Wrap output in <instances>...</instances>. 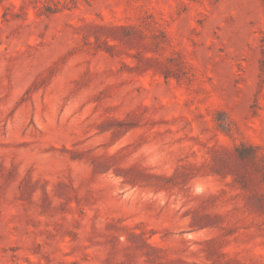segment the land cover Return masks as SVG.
Returning a JSON list of instances; mask_svg holds the SVG:
<instances>
[{"label":"rangeland","instance_id":"rangeland-1","mask_svg":"<svg viewBox=\"0 0 264 264\" xmlns=\"http://www.w3.org/2000/svg\"><path fill=\"white\" fill-rule=\"evenodd\" d=\"M0 264H264V0H0Z\"/></svg>","mask_w":264,"mask_h":264}]
</instances>
